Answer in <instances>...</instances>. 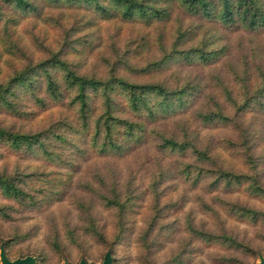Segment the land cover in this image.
Wrapping results in <instances>:
<instances>
[{"label":"trees","instance_id":"obj_1","mask_svg":"<svg viewBox=\"0 0 264 264\" xmlns=\"http://www.w3.org/2000/svg\"><path fill=\"white\" fill-rule=\"evenodd\" d=\"M45 24L64 44L36 61L27 29L44 40ZM23 36L33 56L7 80ZM19 92L60 117L0 126V162L35 164L0 170L10 257L38 237L43 264L98 261L108 244L116 264L264 253V0H0V114Z\"/></svg>","mask_w":264,"mask_h":264},{"label":"rangeland","instance_id":"obj_2","mask_svg":"<svg viewBox=\"0 0 264 264\" xmlns=\"http://www.w3.org/2000/svg\"><path fill=\"white\" fill-rule=\"evenodd\" d=\"M26 22L27 21H24L22 24H26ZM23 28H24L23 26L19 27L18 32L19 33L23 32ZM42 28L45 31L44 40L39 37V33L36 30H34L32 26H29L27 29L28 33H30L32 36H35L36 42L42 44L40 45V47H38V48H41L42 54L36 55V61H41L47 58L48 53L50 51L57 52L60 49V47L64 44L63 29H58L57 27L53 26V24L51 25L45 24V25L38 26L39 30ZM109 32L112 33L111 30H109ZM22 38L24 39V42H22L20 46L23 47V53L17 52L16 53L17 56L15 52L12 53V55H6V57L3 59V63H1L5 78L6 79L8 78L7 80H9L10 76L13 75L16 70H21L23 66L26 64L27 60L31 58V56H33L31 54L33 52V50L31 49V45H30L31 43H29V40L27 39L26 36H23ZM38 39L40 41H38ZM20 54H23V55H20ZM11 102L14 105L15 110L9 109L7 111L6 109L4 110L5 113L0 114V126L11 128L15 132L29 133V134L39 133L44 130H47V128H50L52 123H57L60 117V115H58L56 110L50 111L49 113H43L41 110L40 111L37 110L35 108L33 97L30 95V98H29L22 92L17 93L16 98L13 99V101ZM3 151L6 153L7 152L11 153L9 147L0 141V154ZM22 158L24 160L26 159V156L21 155V156L16 157V156L7 155L6 159L8 163L6 165L4 164V161L0 162V170L7 171L8 169H10L9 172L10 171L14 172L18 169H23L27 164L35 165L34 163H31L28 161L21 162ZM93 174L96 175L95 173L92 172V176H91L92 178H93ZM32 223L33 222H30L29 224L31 225ZM17 227L18 225L14 223L10 225L7 229L2 231V233L0 234V248L2 245H5L6 247L7 243L9 242L10 237L13 236L12 234L16 230ZM40 240H41V237H38V238L31 239V240H28L22 243L20 248L23 251L18 253L15 257H11V258L17 259V258H24L27 256H35L38 258V264H43L44 255H47V254L49 255L47 250H43V249L33 250L35 246L42 248ZM109 250L113 251L112 246L110 244H108V246H106V248L101 251L98 261L89 260L84 255H81L79 257V260L76 263H72L65 253H59L55 251L54 255L56 256V261L58 262L57 264H64L65 260H68L70 264H79L82 258H85L89 264H102L104 257ZM254 253L257 257L255 264H259L258 253H261L263 255L264 253H262L259 250H254Z\"/></svg>","mask_w":264,"mask_h":264},{"label":"water","instance_id":"obj_3","mask_svg":"<svg viewBox=\"0 0 264 264\" xmlns=\"http://www.w3.org/2000/svg\"><path fill=\"white\" fill-rule=\"evenodd\" d=\"M259 264H264V255L258 253ZM0 263L1 264H38V258L35 256H27L24 258L12 259L7 251L5 245L0 248ZM64 264H70L68 260L64 261ZM79 264H89L85 258H82ZM102 264H115V259L113 256V251L109 250L104 257Z\"/></svg>","mask_w":264,"mask_h":264}]
</instances>
